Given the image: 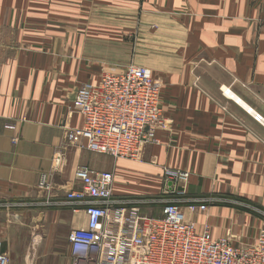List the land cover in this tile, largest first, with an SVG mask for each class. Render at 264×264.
I'll use <instances>...</instances> for the list:
<instances>
[{"label": "crops", "instance_id": "1", "mask_svg": "<svg viewBox=\"0 0 264 264\" xmlns=\"http://www.w3.org/2000/svg\"><path fill=\"white\" fill-rule=\"evenodd\" d=\"M129 65L160 83L167 129L138 162L67 146L66 132L83 124L71 112L76 90ZM78 167L112 173L113 196L129 199L156 197L164 169L187 172V197L228 201L185 211L197 230L255 243L264 228V0H0V240L11 264H72L67 237L86 216L63 201L79 188ZM43 176L47 190L38 189Z\"/></svg>", "mask_w": 264, "mask_h": 264}, {"label": "built area", "instance_id": "2", "mask_svg": "<svg viewBox=\"0 0 264 264\" xmlns=\"http://www.w3.org/2000/svg\"><path fill=\"white\" fill-rule=\"evenodd\" d=\"M160 91L151 72L135 65L119 73L103 72L95 84H82L71 112L80 115L83 124L66 132L67 146L138 162L142 150L156 143L158 130L168 127ZM254 119L261 121L257 115ZM164 170L168 192L176 196L162 203L158 198H115L112 173L75 169L79 188L66 193L63 204L83 209L86 225L67 237L72 264H264V228L255 243L243 246H233L227 237L213 238L208 225L198 231L185 211L204 214L226 201L190 199L185 189L188 173ZM48 188L46 177H41L38 189ZM159 204V216L142 213ZM0 264H11L1 240Z\"/></svg>", "mask_w": 264, "mask_h": 264}, {"label": "rangeland", "instance_id": "3", "mask_svg": "<svg viewBox=\"0 0 264 264\" xmlns=\"http://www.w3.org/2000/svg\"><path fill=\"white\" fill-rule=\"evenodd\" d=\"M161 185H162V188H161L159 194L156 197L150 198V199H156V198H158V200L160 202H162V203L163 202H167V201H171V200L175 199L174 197L176 195H172L171 193L168 192L169 191L168 190V186L169 185H168V183L166 182V179H165V170L163 171V179H162V184ZM218 200H224V199H218ZM224 201L228 202L227 200H224ZM231 202H233V201L231 200ZM222 203H224V202H222ZM148 211H156L157 213L158 212L160 213V211H161V205L159 204V205H153V206H150V207H146V208H144L142 210V213H144V214H150L151 212H148ZM2 222H3L2 221V218L0 217V223H2ZM16 264H23V263H16Z\"/></svg>", "mask_w": 264, "mask_h": 264}, {"label": "water", "instance_id": "4", "mask_svg": "<svg viewBox=\"0 0 264 264\" xmlns=\"http://www.w3.org/2000/svg\"><path fill=\"white\" fill-rule=\"evenodd\" d=\"M55 159H56V161H58L59 160V157L57 156Z\"/></svg>", "mask_w": 264, "mask_h": 264}]
</instances>
